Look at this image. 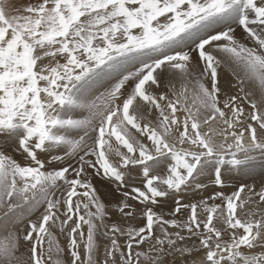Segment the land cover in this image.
<instances>
[{"label": "snow or ice", "instance_id": "obj_1", "mask_svg": "<svg viewBox=\"0 0 264 264\" xmlns=\"http://www.w3.org/2000/svg\"><path fill=\"white\" fill-rule=\"evenodd\" d=\"M0 264H264V0H0Z\"/></svg>", "mask_w": 264, "mask_h": 264}, {"label": "rangeland", "instance_id": "obj_2", "mask_svg": "<svg viewBox=\"0 0 264 264\" xmlns=\"http://www.w3.org/2000/svg\"><path fill=\"white\" fill-rule=\"evenodd\" d=\"M24 0H15V2L17 3V5H20V6H23L24 4L22 3ZM20 2V3H19ZM259 172H260V168L259 167H256V170H255V179H256V182L259 183L260 180H258V177H260L259 175ZM259 175V176H258ZM230 182V183H229ZM227 185L224 189L225 192L227 193H230L231 191L234 190V187L236 185V181L235 180H229L227 181ZM211 190V189H210ZM61 244L64 245L65 244V241H63L61 239Z\"/></svg>", "mask_w": 264, "mask_h": 264}, {"label": "bare ground", "instance_id": "obj_3", "mask_svg": "<svg viewBox=\"0 0 264 264\" xmlns=\"http://www.w3.org/2000/svg\"><path fill=\"white\" fill-rule=\"evenodd\" d=\"M30 2V0H24L22 3L24 4V5H26L27 3H29ZM20 3V2H19ZM257 167H259L258 165H257ZM259 176V175H258ZM258 180H260V177H258ZM230 183V182H229Z\"/></svg>", "mask_w": 264, "mask_h": 264}]
</instances>
